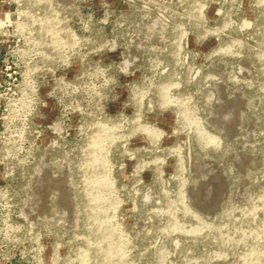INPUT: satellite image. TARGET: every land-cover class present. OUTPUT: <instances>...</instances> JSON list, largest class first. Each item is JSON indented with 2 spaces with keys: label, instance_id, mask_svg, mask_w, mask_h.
<instances>
[{
  "label": "rangeland",
  "instance_id": "rangeland-1",
  "mask_svg": "<svg viewBox=\"0 0 264 264\" xmlns=\"http://www.w3.org/2000/svg\"><path fill=\"white\" fill-rule=\"evenodd\" d=\"M12 10L0 203L76 264H264V0Z\"/></svg>",
  "mask_w": 264,
  "mask_h": 264
},
{
  "label": "built area",
  "instance_id": "built-area-1",
  "mask_svg": "<svg viewBox=\"0 0 264 264\" xmlns=\"http://www.w3.org/2000/svg\"><path fill=\"white\" fill-rule=\"evenodd\" d=\"M20 1L0 0V81L3 76L13 82L17 79L14 72H8L7 64L19 50L20 38L12 31L11 17L13 3ZM26 209L25 205L15 208L0 203V264H76L75 249L66 235L73 231L75 223L67 219L53 220L51 224L56 226L53 231L49 222L45 219L38 222ZM43 222L45 228L42 226L43 229L35 233L34 228Z\"/></svg>",
  "mask_w": 264,
  "mask_h": 264
}]
</instances>
